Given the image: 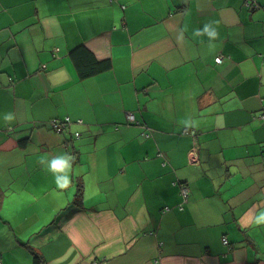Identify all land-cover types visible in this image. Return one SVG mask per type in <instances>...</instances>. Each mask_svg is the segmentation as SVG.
<instances>
[{"label":"crops","instance_id":"obj_1","mask_svg":"<svg viewBox=\"0 0 264 264\" xmlns=\"http://www.w3.org/2000/svg\"><path fill=\"white\" fill-rule=\"evenodd\" d=\"M255 1L0 0L2 264H264ZM79 45L111 68L80 80Z\"/></svg>","mask_w":264,"mask_h":264},{"label":"trees","instance_id":"obj_2","mask_svg":"<svg viewBox=\"0 0 264 264\" xmlns=\"http://www.w3.org/2000/svg\"><path fill=\"white\" fill-rule=\"evenodd\" d=\"M243 2H244V0H243ZM70 57L72 59L73 65L75 67L76 74L80 80H83V79H86V78L91 77L93 75L107 71L112 66V63L109 59L98 60L94 56V54L83 45H79L76 48H74L72 51H70ZM63 119H61V120H63ZM73 123L74 122H72L70 120V124H73ZM132 124H134V123H132ZM67 126H65L63 130H65ZM63 130L61 132H63ZM61 132H59V133H61ZM76 134L79 135L78 133H75V136H76ZM74 203L80 204V200H79L78 196L76 197ZM38 262H39V257L37 254H35L33 264H38Z\"/></svg>","mask_w":264,"mask_h":264},{"label":"built area","instance_id":"obj_3","mask_svg":"<svg viewBox=\"0 0 264 264\" xmlns=\"http://www.w3.org/2000/svg\"><path fill=\"white\" fill-rule=\"evenodd\" d=\"M244 6L248 7L249 9H253L256 7V3L255 0H244ZM221 61V58L218 57L215 59L216 63H219ZM261 118L264 120V114L261 116ZM126 119L128 120V122L130 124L134 123V116L132 113H126ZM77 124H81L82 121L81 120H77L76 121ZM70 124V119L69 117L64 118L63 120H57V119H53L51 121H49V126L50 128L55 131V132H61L65 126ZM185 134H189L191 136H195L194 132L189 131V130H184ZM76 136H79L76 134ZM189 195V190L187 188V186H181L180 188V196L183 198V201H186V199L188 198ZM0 264H2V262L0 261ZM91 264H97L95 262L91 263Z\"/></svg>","mask_w":264,"mask_h":264},{"label":"clouds","instance_id":"obj_4","mask_svg":"<svg viewBox=\"0 0 264 264\" xmlns=\"http://www.w3.org/2000/svg\"><path fill=\"white\" fill-rule=\"evenodd\" d=\"M209 26L206 25L203 29L204 33H207L209 37L215 38L217 36V32L215 30L209 32ZM7 119H11V116H8ZM70 165L66 162L64 159H57L52 162L51 164V170L53 173H60V172H66L69 169ZM64 184L61 186H67L69 183L67 175L63 177ZM257 223H264V214H261V216L257 219Z\"/></svg>","mask_w":264,"mask_h":264},{"label":"rangeland","instance_id":"obj_5","mask_svg":"<svg viewBox=\"0 0 264 264\" xmlns=\"http://www.w3.org/2000/svg\"><path fill=\"white\" fill-rule=\"evenodd\" d=\"M255 3H256V6L258 7V5H257V2L255 1ZM134 116V115H133ZM262 116V115H261ZM261 116H260V118H261ZM134 123L135 124H138V121L135 119V117H134ZM189 131H192V132H194V134H195V131L194 130H189ZM193 137V136H192ZM181 186H186V185H179V194H180V188H181Z\"/></svg>","mask_w":264,"mask_h":264}]
</instances>
